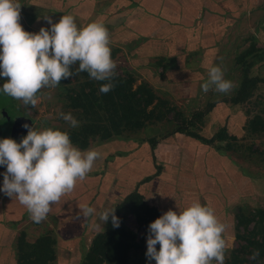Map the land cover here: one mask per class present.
Returning <instances> with one entry per match:
<instances>
[{
  "label": "crops",
  "instance_id": "0c3cea01",
  "mask_svg": "<svg viewBox=\"0 0 264 264\" xmlns=\"http://www.w3.org/2000/svg\"><path fill=\"white\" fill-rule=\"evenodd\" d=\"M254 1L20 0V13L26 25L33 28L48 27V21L44 18L46 15L55 22L62 15L71 14L78 27L93 21L102 22L109 31L110 43L116 44L120 53L126 54V57L122 58L128 65L137 71L144 70L153 80H156V75L164 76L165 73L175 76L171 78V82L176 83L177 79H180V83L186 87L189 86L188 90L196 91L201 87L199 86L200 82L207 80L208 76L205 75H208V68L217 65V62L213 63L212 61L215 58L219 59L223 50L222 46L219 48L217 45L218 42L222 45L220 36L228 32L231 33L229 28L233 27L235 21L240 22L239 15L245 13L244 10L248 7L249 10L264 12L263 0L261 3ZM260 21L261 26L264 27V16ZM252 39L261 49L263 45L257 42L256 38L252 37ZM260 62L264 63V61L258 63ZM237 66L239 67L238 64ZM148 68H153L158 72H149L151 70ZM176 77L178 78L175 79ZM241 79L235 83V86L229 91L230 95H226V97H231L238 91ZM156 89L160 91V95H163L162 92H167L161 86L154 87V90L159 93ZM224 98L215 100L216 105L213 109L220 108L221 105L230 108L226 103L230 104L233 114L228 124H235V120L240 115V111H235V107L239 108L245 102L234 104L225 102ZM205 121L204 118V124ZM204 124L197 129H201L205 126ZM222 127H225L228 133L237 139L238 136L228 130L227 121L219 124L209 136L197 134L204 139H209ZM145 129L146 127H143L137 131H130L134 134L129 136H122V134L113 136L111 139H100L99 144L88 146L86 149H97L101 153L100 158L94 162L92 170L83 179L76 182L71 191L63 194L57 202L50 206L47 217L41 222H34L26 207L15 196L11 198L0 192V264H18V239L21 233L25 234L26 241L30 244L36 243L45 235H50L55 240L52 245L54 258L48 261L49 264H82L84 254L81 256L79 252L89 250L96 235L89 238L87 234L90 230H95L96 223L104 227L99 232H103L106 227V223L104 224L99 219V212L105 208L115 207L133 190H138L142 195L143 202L155 206L160 215L171 209V206L174 207V203H169V201H172L171 198L176 191L178 202L191 201L192 199L199 202H215L220 191L216 188V191L210 196L205 187L202 188L200 180H203L204 185L207 181H211L208 183L213 184V177H208L213 162L218 161L221 166L228 157L227 164L232 167L234 164L237 165L238 162L235 163V161L238 160L235 157L238 156L234 157V153L230 154L227 150L218 147L216 143H221L220 141L208 144L205 140L196 139L184 133H175L164 138H162L163 135L157 134L147 136ZM5 135L3 127L0 130V138L10 137ZM152 137L160 139L154 151L156 162L150 143L147 142ZM231 141L223 142H226L229 147ZM169 145L182 149L177 159L173 153L175 161L172 168H170L169 155L171 148L165 150ZM196 147L200 152L196 151ZM195 153L201 155L202 163H205L208 169L206 167L198 169L190 161ZM129 160L131 162L138 161L127 165ZM156 164L162 167L160 173H157ZM237 166L239 167V165ZM144 168H147L150 173L143 174ZM0 170L4 172L6 169L4 166H0ZM246 173L250 172L246 170ZM248 175L253 179L255 177L251 173ZM96 177L97 182L93 186L92 182L96 180L94 179ZM89 182L90 186H88ZM194 183L197 185L194 187H198V190L191 191V186ZM242 183H245L244 186L246 183L250 184L247 178ZM214 184L216 186L215 182ZM179 189H181L180 195ZM232 190H234L233 187ZM201 193L207 196L201 195ZM233 193L231 192L230 195ZM83 204L94 207L96 213L83 217L78 207ZM89 240L91 243L87 244ZM85 248L87 249L85 250Z\"/></svg>",
  "mask_w": 264,
  "mask_h": 264
},
{
  "label": "clouds",
  "instance_id": "9594fccd",
  "mask_svg": "<svg viewBox=\"0 0 264 264\" xmlns=\"http://www.w3.org/2000/svg\"><path fill=\"white\" fill-rule=\"evenodd\" d=\"M20 9V0H0V78H6L0 91L34 107L39 90L73 76L74 65L92 79L108 81L100 85V92L111 90L116 62L111 56L109 31L102 22L78 27L71 14L55 22L46 15L49 26L31 32L20 23ZM234 86L219 65H212L201 89L227 93ZM60 115L72 127L79 123L70 112ZM23 126L28 131L19 142L0 138V166L6 169L0 192L15 196L38 223L47 217L53 203L92 170L101 153L95 148H78L67 131ZM78 207L83 217L96 213L88 204ZM98 216L104 224L111 218L113 227L120 225L115 207L105 208ZM224 230L214 209L198 200L183 210L168 209L149 223L145 255L155 264H212L213 260L224 264ZM258 255L255 250L252 258Z\"/></svg>",
  "mask_w": 264,
  "mask_h": 264
},
{
  "label": "rangeland",
  "instance_id": "374dc122",
  "mask_svg": "<svg viewBox=\"0 0 264 264\" xmlns=\"http://www.w3.org/2000/svg\"><path fill=\"white\" fill-rule=\"evenodd\" d=\"M261 1L262 0H255L254 2L261 3ZM262 2L264 3V0ZM244 11L245 13L239 15V18L241 17L239 20L240 22L237 23L235 21L233 27L229 28L231 33L228 32L220 36L222 45L219 42L217 45L219 48L222 46L223 50L221 49L222 51L219 59L215 58L212 61L213 63L217 62V65L224 70L225 78L231 80L234 85L242 77V71L239 68L240 66H237L235 57L241 54L244 49L251 46L253 43L252 37L256 38L255 40L263 45L261 49L264 51V27L261 26L262 24L260 21L264 16V12L249 10V7ZM20 23L26 30L31 32H38L40 29L27 26L21 13ZM207 31L209 30L207 29ZM110 47L112 59L116 62L114 72L125 77L133 76L135 79L133 82L134 90L146 82L153 90L155 86H161L167 91L166 93L162 92L163 95H160L158 89L156 90H158L159 93L154 90L156 95L159 96V99L155 100L147 107L152 115L151 120L146 122L144 126L146 127L145 133L147 136L153 134L164 135L174 129L182 120L186 121L193 112L198 109H203L209 101L214 102L217 99L220 100L226 97V95H230V92L222 93L215 91L213 88H210L207 92L202 91L201 87L199 90L190 91L188 90L189 86L186 87V85L180 83V79H177L178 77L175 78L177 79L176 83L171 82V78L175 76H169L167 73H165L164 76L156 75V80H153L144 70H142L143 72L137 71V69L128 65L124 58H122L126 57V54L124 52L120 53V49L116 44L110 43ZM76 67V65L73 66V76L62 79L55 87L46 86L40 89L37 93V104L34 107L25 105L21 100L15 98H13V104L10 96L0 91V112L1 108L6 107L9 114L13 115L12 121H9L4 117V112L0 113V126L4 127V133L6 132L5 136H11L10 128L11 124L14 122L13 118L18 115L30 119L34 130L52 127L67 131L68 134L71 132H79L82 126L88 123V119L83 116L82 110L70 106L69 100L66 97V88L73 87L78 90H89L91 83L96 80L90 78L86 71H76ZM149 70H151L149 72H158V70L154 71L153 68ZM250 73L251 75H257L264 79V63L260 62L256 64L250 70ZM161 74L163 73L161 72ZM205 76L207 77L208 75L206 74ZM4 79L6 78H0L1 85L5 82ZM201 84L202 82H200L199 86H201ZM226 105L230 106V108H226L225 105H221L220 108H214L212 112L205 117V126L201 129H194V131L209 136L219 124L227 121L228 130L234 132L238 137L236 140L230 142L231 146L229 147L226 142L216 143V145L223 148L225 151L227 150L230 154L234 153V157L237 155L239 158L235 157L238 160L235 161V163L238 162L237 165H239V167L236 164L230 167L227 164L228 157H226L221 166H219L218 161L213 162L214 165L212 164L210 167L212 170L208 177H213L216 186L214 182L213 184L208 183L211 181H207L205 185L202 179L200 182L202 188L205 187L210 196H212V193H214L217 188L220 191V193L217 194L219 197L214 200L215 202L201 201V203L212 207L219 221L225 225V230L222 233L226 241L224 264H264V234L256 229L255 221L252 220L253 211L259 207H264V80L258 83L253 95L244 105L239 108L235 107V111H240V115L235 120V124H228L233 112L231 105L227 103ZM69 112L79 122L76 127L70 126L69 122L65 121L60 115V113ZM226 116H228V118H226ZM130 131L131 130L124 131L122 136L133 135L134 132L130 133ZM81 134L83 135L84 133ZM89 138V146H95L100 143L99 136H89ZM20 139L21 138H16L18 142ZM191 147L194 148L192 145ZM168 149L171 162L170 168H172L175 161L173 153L176 155L177 159L182 149H178V147H174L173 145H171V147L169 145L165 148V150ZM195 149L197 152H200L198 147ZM146 157H148L147 154ZM150 157L152 158L151 155ZM137 161L134 160L132 162ZM190 161L194 163L198 169L206 167L205 163H202L201 155H197L196 153ZM132 162L129 160L127 165L130 163L132 164ZM245 169L251 174H254V179L248 175L250 173H246ZM148 173H150V171L144 168L143 174ZM246 178L250 184L246 183L244 186L245 183L242 182L243 180L245 182ZM94 179L96 180H93V186L97 182V177ZM88 184V186H90V182ZM237 184L240 186L239 188ZM194 186H197L196 183L191 186V191L198 190V187L195 188ZM232 187L234 190H232ZM231 192L234 193L230 195ZM178 193L179 195L181 194V189L178 190ZM201 195L206 194L201 193ZM173 197L171 198L172 201H169V203H174V207L171 206V209L178 211L183 210L192 202L197 201L192 199L191 201L178 202L176 199L177 191L173 194ZM240 207H242L246 213V219L250 220H246L238 225V218H236V215L239 213V210H241L239 209ZM125 223L126 226L136 234L135 244H137V247L134 246L129 251L130 264H155L154 260H149L145 255L147 248L146 240L149 234L146 230V226L143 222L138 221L134 215H129ZM96 225L95 230H90L87 234L89 238L93 237L94 234L104 228L98 223H96ZM89 241L87 244L91 243V241ZM252 241H257L262 245L257 246L251 243ZM87 248H85V250ZM87 250L79 252V254L81 256L84 254L85 257L88 252ZM255 250H259V255L253 259L252 254ZM212 264H216L215 260H213Z\"/></svg>",
  "mask_w": 264,
  "mask_h": 264
},
{
  "label": "trees",
  "instance_id": "16d2710c",
  "mask_svg": "<svg viewBox=\"0 0 264 264\" xmlns=\"http://www.w3.org/2000/svg\"><path fill=\"white\" fill-rule=\"evenodd\" d=\"M259 61H264V51L257 47L255 42L237 55L236 63L243 73L240 87L233 96L225 97V102L239 104L249 100L258 83L264 80L259 76L250 75V70ZM110 79L113 87L106 93L100 92L99 88L102 83L108 81H93L89 90L66 88V97L70 106L82 110L83 116L88 119V123L83 125L79 132L69 133L71 142L80 149L88 148L90 144L89 136H99L102 140L111 139L113 136L122 135L126 130L142 129L146 122L151 120V111L147 107L158 100L159 96L156 95L148 83L145 82L134 90L133 82L135 79L133 76L125 77L115 73ZM10 98L14 104L13 97L10 96ZM215 105L216 102H209L203 109L193 112L186 121L179 122L174 129L164 134L162 138L175 133H184L196 139L205 140L208 144H212L214 141L228 142L236 139L235 136L228 133L225 127L220 128L209 139H204L194 131V129L200 128L204 124L205 116ZM3 112L4 117L12 121L13 115L9 114L6 107L1 108L0 113ZM2 128L0 126V130ZM159 140L157 137L147 140L152 148L155 162L157 158L154 151ZM156 165L157 173H160L162 167ZM144 179L146 180V178ZM240 209L236 215L238 225L250 220L246 219L247 216H245L246 213L243 208ZM115 212L120 218L119 227H113L111 218H109L105 230L96 233L94 236L82 264H130L129 251L132 247H137V244H135L136 234L126 226L127 217L130 214L134 215L138 221L143 222L148 231L149 223L160 216V212L155 206L143 202L142 195L138 190H133L127 194L123 201L115 206ZM252 220L255 221L256 229L264 234V207H259L253 211ZM54 243L55 240L50 235H45L36 243L30 244L26 241L25 234L21 233L18 239V264H49L48 261L54 258L52 248ZM251 243L257 246L262 245L257 241Z\"/></svg>",
  "mask_w": 264,
  "mask_h": 264
},
{
  "label": "water",
  "instance_id": "95a60500",
  "mask_svg": "<svg viewBox=\"0 0 264 264\" xmlns=\"http://www.w3.org/2000/svg\"><path fill=\"white\" fill-rule=\"evenodd\" d=\"M14 122L11 124L10 133L12 138H22L27 134L28 128H25L23 125L27 123L29 126H32V121L24 116H17L13 118Z\"/></svg>",
  "mask_w": 264,
  "mask_h": 264
},
{
  "label": "built area",
  "instance_id": "2783aa9c",
  "mask_svg": "<svg viewBox=\"0 0 264 264\" xmlns=\"http://www.w3.org/2000/svg\"><path fill=\"white\" fill-rule=\"evenodd\" d=\"M2 171L0 170V183H2V180H3V175H2Z\"/></svg>",
  "mask_w": 264,
  "mask_h": 264
}]
</instances>
